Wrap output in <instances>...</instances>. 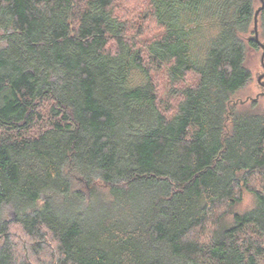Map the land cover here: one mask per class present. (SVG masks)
Wrapping results in <instances>:
<instances>
[{
    "label": "trees",
    "instance_id": "obj_1",
    "mask_svg": "<svg viewBox=\"0 0 264 264\" xmlns=\"http://www.w3.org/2000/svg\"><path fill=\"white\" fill-rule=\"evenodd\" d=\"M116 1L0 0V264H264L260 1L146 0L143 44Z\"/></svg>",
    "mask_w": 264,
    "mask_h": 264
},
{
    "label": "rangeland",
    "instance_id": "obj_2",
    "mask_svg": "<svg viewBox=\"0 0 264 264\" xmlns=\"http://www.w3.org/2000/svg\"><path fill=\"white\" fill-rule=\"evenodd\" d=\"M116 13L121 16L122 19L126 20V23L130 27V34L137 37L140 44L145 41L150 40L153 35L157 34V28L152 23L150 18H148L146 0H123L116 1ZM1 33V31H0ZM263 63L261 62V50H253L248 48L246 54V66L249 69L252 79L247 87L241 92L237 93L234 100H245L246 98H254L256 94L262 92L260 85L256 82V77L264 72ZM154 82L157 84L158 96L161 103L171 105L174 100L168 94L169 83L167 81L164 72L155 73ZM258 104L260 106L264 105V98L258 99ZM75 187L81 190L83 193L87 192L85 184L82 179L77 178L75 180ZM86 190V191H85ZM254 198L251 194L243 191L242 202L234 208L236 212H244L253 207ZM6 216L11 217L12 212L10 208L6 210ZM23 238L22 235H20ZM18 239V235L16 236ZM24 242V241H23ZM2 241L0 240V245Z\"/></svg>",
    "mask_w": 264,
    "mask_h": 264
},
{
    "label": "water",
    "instance_id": "obj_3",
    "mask_svg": "<svg viewBox=\"0 0 264 264\" xmlns=\"http://www.w3.org/2000/svg\"><path fill=\"white\" fill-rule=\"evenodd\" d=\"M260 1V6L257 7L254 11V15H253V23H252V27L250 29V33L243 37L245 41H253L255 42V44H257V46L260 48L261 50V62L263 63L264 60V41L260 40L259 38V13L261 12V10L264 8V0H259ZM263 68H264V64H263ZM256 82L260 85V88L262 90V92L256 94V96L254 98H246L245 100H235L232 105H243L247 102H255L257 101L259 98L263 97L264 98V72L256 77Z\"/></svg>",
    "mask_w": 264,
    "mask_h": 264
}]
</instances>
